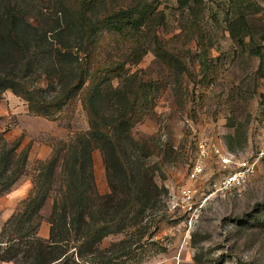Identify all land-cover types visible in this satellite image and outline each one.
<instances>
[{
    "label": "rangeland",
    "instance_id": "obj_1",
    "mask_svg": "<svg viewBox=\"0 0 264 264\" xmlns=\"http://www.w3.org/2000/svg\"><path fill=\"white\" fill-rule=\"evenodd\" d=\"M130 1L136 0L120 2ZM145 2L150 20L145 34L150 37L158 24L163 45L181 61L170 66L150 46L141 60L124 66L139 72L146 92V113L132 129L139 140L132 158L153 175L160 188L159 200L138 228L110 234L101 246L122 237L136 239L130 254L114 259L118 264H264V224L259 221L264 215V163L243 186L202 200L191 221L179 198V188L188 182L197 157L199 140H220L239 157L260 141L264 129V0H191L186 6L178 0ZM43 4L51 5L49 0ZM103 43V58L112 55L123 61L127 56L117 55L111 36ZM12 66L0 67V72ZM34 85L50 95L56 91L45 76ZM3 94L8 108L0 114V131L8 141L20 137L22 146L30 144V153L23 175L0 194V252L7 239L3 226L32 193L38 168L52 143L89 127L79 99L58 115L47 117L32 112L28 101L12 88ZM93 155L98 190L106 192L110 185L102 150L96 147ZM205 162V175L193 181L197 201L205 197L203 190L209 192V180L223 169L214 156ZM53 196L39 216L38 234L45 238L50 233ZM30 261L22 251L0 258V264ZM88 263L78 258L70 262Z\"/></svg>",
    "mask_w": 264,
    "mask_h": 264
},
{
    "label": "trees",
    "instance_id": "obj_2",
    "mask_svg": "<svg viewBox=\"0 0 264 264\" xmlns=\"http://www.w3.org/2000/svg\"><path fill=\"white\" fill-rule=\"evenodd\" d=\"M43 1L0 0V67L13 63L11 70L0 72V101L12 88L32 112L53 117L79 99L89 127L52 143L32 193L3 226L7 239L0 258L22 251L29 264H70L77 258L118 264L114 259L130 254L136 239L122 237L104 247L102 240L138 228L160 192L153 175L132 158L139 142L132 129L146 113V92L139 72L124 66L141 60L150 46L170 66L181 61L163 45L158 24L150 37L145 34L150 21L145 0H49L50 6ZM178 1L186 6L191 0ZM108 36L118 56L127 53L123 61L101 56ZM44 76L56 87L52 95L34 85ZM0 144L2 194L25 172L30 144L22 146L20 137L8 141L1 131ZM96 147L104 156L106 192L97 187ZM52 194L45 238L38 234L39 216ZM259 221L264 224V215Z\"/></svg>",
    "mask_w": 264,
    "mask_h": 264
},
{
    "label": "built area",
    "instance_id": "obj_3",
    "mask_svg": "<svg viewBox=\"0 0 264 264\" xmlns=\"http://www.w3.org/2000/svg\"><path fill=\"white\" fill-rule=\"evenodd\" d=\"M216 157L222 164V173L209 180V192L203 199L196 200L197 188L193 181L200 179L206 173L205 161L210 157ZM261 163H264V129L260 135V141L243 157H239L220 140L201 139L198 141L197 157L188 174V182L179 188L181 205L186 208L191 218L196 214V209L202 206V200L208 199L212 194L225 195L233 189L243 186L257 173Z\"/></svg>",
    "mask_w": 264,
    "mask_h": 264
},
{
    "label": "crops",
    "instance_id": "obj_4",
    "mask_svg": "<svg viewBox=\"0 0 264 264\" xmlns=\"http://www.w3.org/2000/svg\"><path fill=\"white\" fill-rule=\"evenodd\" d=\"M4 99L5 98L0 101V114H2L4 110L8 108L7 99Z\"/></svg>",
    "mask_w": 264,
    "mask_h": 264
}]
</instances>
